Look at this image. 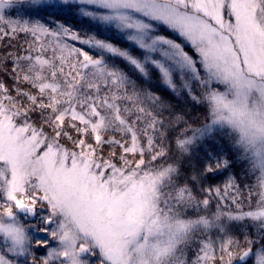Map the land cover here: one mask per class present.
Returning a JSON list of instances; mask_svg holds the SVG:
<instances>
[{"label": "snow or ice", "instance_id": "snow-or-ice-1", "mask_svg": "<svg viewBox=\"0 0 264 264\" xmlns=\"http://www.w3.org/2000/svg\"><path fill=\"white\" fill-rule=\"evenodd\" d=\"M0 264H264V0H0Z\"/></svg>", "mask_w": 264, "mask_h": 264}, {"label": "trees", "instance_id": "trees-1", "mask_svg": "<svg viewBox=\"0 0 264 264\" xmlns=\"http://www.w3.org/2000/svg\"><path fill=\"white\" fill-rule=\"evenodd\" d=\"M42 15V18H50L51 20L55 18V16H59L61 19L59 22L65 23L66 26L69 27L71 25V28L75 31L80 32L82 35L93 33L95 32L99 38H108L111 39L112 42L117 43L121 47H129L128 43L121 39L120 37L116 36L112 31H104L99 25L87 20V19H76L73 14L74 13H67L71 15H67L66 13H57L55 16H45L43 13H39ZM12 43H17L13 41ZM134 54H138L136 50L134 49ZM117 63H120L117 61ZM121 67H124L125 71L129 72V74L133 75L134 78L136 77L135 73H132L131 69H129L124 64H121ZM141 83L144 84L145 87L151 89L154 93L161 96L162 99L174 106V109L176 111H182L186 116L189 118H195L199 115L200 109L198 107H194L190 102L187 101V99L183 96V94L180 97H177L174 93L171 92L170 89H168L166 86L162 85L160 81L156 77V73L153 72V78L150 82H144L141 80ZM177 83L179 84V81L177 80ZM167 116L168 113H165ZM211 150L214 152H220L223 151L225 154L228 153V146L225 143L223 147H221V144H215L211 147ZM205 153L204 150H200L197 153H194L191 157V160H185V166H187L190 162L195 164L197 168L202 167L203 161L205 159ZM232 174L236 175L237 181L241 184L249 182L248 178H246L243 175L241 166L239 164H236L231 169ZM229 172L224 171L221 173H217L215 176H213L208 182L211 184H218L223 185V182L228 177Z\"/></svg>", "mask_w": 264, "mask_h": 264}, {"label": "rangeland", "instance_id": "rangeland-1", "mask_svg": "<svg viewBox=\"0 0 264 264\" xmlns=\"http://www.w3.org/2000/svg\"><path fill=\"white\" fill-rule=\"evenodd\" d=\"M64 13H69V12H67V11H65ZM38 15H40V14H38ZM67 15H71V14H67ZM41 17H42V15H40ZM73 16L76 18V19H78V20H81V19H83L84 17H81V16H79L78 14H73ZM84 19H87V20H89L88 18H84ZM46 20H48L49 22L51 21V19L50 18H46ZM90 21V20H89ZM92 22V21H91ZM94 23V22H93ZM69 27H71V25H69ZM101 27V26H100ZM102 28V27H101ZM103 29V28H102ZM75 31V30H74ZM116 36H118V37H120L121 39H122V37L120 36V34L119 33H116L115 31H112ZM69 43H75V42H73V41H68ZM40 254H43V252L42 253H40Z\"/></svg>", "mask_w": 264, "mask_h": 264}, {"label": "flooded vegetation", "instance_id": "flooded-vegetation-1", "mask_svg": "<svg viewBox=\"0 0 264 264\" xmlns=\"http://www.w3.org/2000/svg\"><path fill=\"white\" fill-rule=\"evenodd\" d=\"M42 253V252H41Z\"/></svg>", "mask_w": 264, "mask_h": 264}]
</instances>
